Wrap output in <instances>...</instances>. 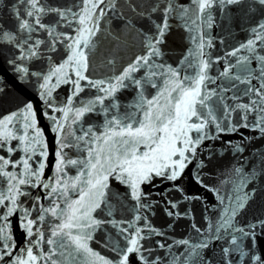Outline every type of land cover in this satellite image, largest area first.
I'll use <instances>...</instances> for the list:
<instances>
[{
    "label": "snow or ice",
    "instance_id": "snow-or-ice-1",
    "mask_svg": "<svg viewBox=\"0 0 264 264\" xmlns=\"http://www.w3.org/2000/svg\"><path fill=\"white\" fill-rule=\"evenodd\" d=\"M117 2L78 0L73 11V7L51 6L42 0H17L13 5L16 32L0 29V41L15 47L19 51L17 59L21 61L37 56V49L45 43L41 39L33 41L32 34L36 32L43 31L51 38L48 43L52 51L56 50L57 43L66 42L67 49L66 59L44 74L30 73L17 59L8 61L21 74V79L32 75L42 81L38 95L44 107L38 115L34 104L28 101L17 111L0 117V150L5 152L0 155V264H132L133 256L137 264H159V257L149 260L144 254H150L151 249L143 247L142 241L146 239L143 231L147 230L149 235L163 233L153 228L147 216L141 213L151 207L144 202L148 194L142 186L159 178L172 183L169 191L184 194L179 182L188 166L198 159V148L205 140L236 133L241 127L264 135V54H261L264 52V19L248 29L249 38L245 42L224 56L213 58L209 51L215 47L213 38L203 29L213 27L214 9L224 12L228 6L240 5L243 0H189L187 5L178 4L176 0H156L148 12L137 13L149 19L152 13L160 14L159 23L152 21L148 32L139 33L144 54L136 56L119 74L94 79L89 74V55L95 48L93 38L100 31V21L109 12L116 11ZM252 3L264 8V0H252ZM49 15L57 17L54 24L43 22ZM173 18L182 22L194 45L176 67L157 64L155 60L163 55L160 46L173 27L170 23ZM62 23L70 28L75 23V35L57 32V25ZM17 32L24 34L22 40ZM242 51L248 54L241 55ZM222 60L225 62L223 71L212 77L213 65ZM253 63L255 68L250 67ZM141 68L149 71L145 77L137 79L134 74ZM154 77H159V84ZM225 78L230 87H207ZM145 84L157 89L156 94L150 98L145 96ZM62 85H71V90L64 104L58 106L53 93ZM238 85H243V89ZM130 86L139 90L138 96L129 106L131 110L121 112L117 94ZM86 89L95 90L97 94L82 100L80 95ZM229 92L233 95L228 96ZM241 97H247L248 102L244 103ZM89 114L102 115V125L85 126L84 119ZM234 114H239V121L234 122ZM40 115L51 122L50 130L56 134L54 173L47 179L44 175L49 146L39 125ZM228 144L236 152L244 151L239 144L233 145L231 141ZM66 149H75L77 158H71ZM16 152L23 154L12 159L9 154ZM202 167L203 161H200L194 179L207 188L200 177ZM70 168L76 169L75 176L68 175ZM233 171L244 176L242 167ZM110 178L128 187L135 201L132 221H102L96 217L98 211L105 209L109 217L114 214L115 209L108 201ZM246 186L247 180L242 178L231 193L218 194L219 219L215 224H208V232L210 238L216 240L223 238L222 232L230 236V245L235 247L223 249L226 258L236 252L239 264H245V257L247 264H264V254H252V245L248 251L240 246L242 238L255 241L256 229H264V220L247 228L236 224L239 211L255 194V189L243 191ZM26 187L40 189L43 196L38 193L31 197V193L24 190ZM209 190L219 193L218 189ZM29 197L30 204L27 203ZM192 199L199 197L184 194L182 201L168 200L165 214L179 216L176 211L179 204ZM13 217L23 231L22 245H18L15 238ZM142 220L143 228L136 223ZM106 222L117 228L126 242L123 248L113 247L117 253L115 260L90 247L94 233ZM193 229L201 233L195 224ZM174 243L187 246L189 254L184 264H188L191 257L199 256L198 249L209 246L208 238L196 245L187 239ZM179 260L180 256L174 257L172 264H178ZM226 264H232V260L227 259Z\"/></svg>",
    "mask_w": 264,
    "mask_h": 264
},
{
    "label": "water",
    "instance_id": "water-1",
    "mask_svg": "<svg viewBox=\"0 0 264 264\" xmlns=\"http://www.w3.org/2000/svg\"><path fill=\"white\" fill-rule=\"evenodd\" d=\"M51 6L58 7H73L78 3V0H42ZM156 0H118L116 11L109 12L108 15L100 21V31L94 37L95 48L89 55L90 69L89 74L94 79H107L109 76L119 74L124 67L133 62L136 56L144 54L142 47V36L140 31L148 32L151 28V22L159 23L160 14L152 13L149 19L148 16L140 17L139 12H148L150 7ZM178 4L189 3V0H176ZM17 0H0V29L16 32L17 20L13 15V5ZM135 9V11H133ZM23 13V6H20ZM214 24L209 30L204 28L212 38L215 47L209 49L213 58L224 56V54L236 47L249 38V31L258 20L264 19V8L252 3V0H243L240 5L228 6L221 12L213 10ZM57 17L49 15L43 19L45 24H54ZM173 27L165 36V43L160 46L163 55L155 58L157 64L172 65L176 67L182 57L187 53L188 49L194 45L189 40V32L182 26V22L176 18L170 20ZM75 23L70 28L67 24L57 25V32H63L67 35H75ZM17 35L22 40L24 34ZM33 41L35 39L44 40L45 43L37 49L38 55L31 59L23 61L17 59L19 51L12 45L0 41V117L8 115L21 108L26 102L31 101L34 104L38 115L44 107L38 93L42 82L36 76L29 75L25 79H21V74L8 61L17 59V63H22L28 67L30 73H47L51 67L59 65L66 59V42L57 43L56 50L52 51L49 48L48 41L51 39L43 31L32 34ZM241 55H247L246 52H241ZM261 54H264L262 52ZM113 63L109 64L108 62ZM235 62V58L232 59ZM225 62L222 60L219 64H214L210 75L217 77L218 73L223 71ZM250 67L255 68L253 63ZM149 71L147 68L135 73V77L140 79L146 76ZM235 71V70H234ZM156 83H160L159 77H154ZM54 82V81H53ZM83 83V82H82ZM255 84L256 81L253 80ZM209 89L218 87H230V82L225 79H217L215 84H208ZM243 89V85H238ZM71 85H62L53 93L54 103L61 106L66 101L70 94ZM157 89H154L150 84H145L144 95L149 98L156 94ZM139 90L130 86L121 90L117 94V99L121 104V112L126 109L131 110L129 106L138 96ZM95 90L86 89L81 93L80 99L86 100L96 95ZM240 95V93H236ZM228 96L233 95L232 92L227 93ZM244 103L248 102L247 97H241ZM232 103V101H228ZM108 102L106 101V104ZM239 114H234V122L239 121ZM250 121L253 119L249 117ZM103 123V116L97 114H89L84 119V125L95 124L98 127ZM39 125L45 132V137L48 143L49 156L47 159V167L45 170L44 179L54 173L56 150V134L50 130L51 122L40 115ZM75 127V126H73ZM214 131V130H213ZM250 138V139H245ZM233 145L239 144L243 147L242 153L236 152L228 142ZM16 142H12L14 145ZM71 158H77L75 149L65 150ZM5 154L0 150V155ZM22 152L9 154L12 159L19 158ZM203 161V167L200 170V177L205 188L198 184L194 176L196 174L197 165ZM35 167V165H34ZM237 167L243 168L244 176H238L233 170ZM11 170V169H10ZM69 176L76 175V169L68 170ZM254 177V178H253ZM247 180V186L243 191L250 192L255 189V194L247 202L246 207L240 210L236 217L238 227H245L257 221L264 220V135L250 128L241 127L238 132L230 134H220L218 139L205 140L198 148V159L193 161L185 170L183 179L179 182L184 188V194L190 197H199L183 201L179 204L176 210L180 213L179 216L169 217L165 214L164 209L168 208V200L173 202L182 201L181 194L177 191H169L172 188V183L169 181H161L156 178L152 184L143 185V190L148 194L145 203L151 204L150 209L141 210L142 215L147 216L148 222L153 228L162 232L163 235L155 233L149 235L147 230L143 231L146 237L142 241L145 249H151L150 254L145 252L149 260L159 257V264H172L173 258L180 256L178 264H184L185 257L188 256L186 251L187 246L176 245L174 242L187 239L190 244H199L203 239L208 238V247L198 249L199 256H193L188 260V264H226L227 259L232 260V264H239V253L233 252L226 258L223 251L224 248L235 247L230 245V236H225L223 232L221 239H211V233L208 232V224H215L219 219V201L218 194L227 195L232 192L235 184H238L240 179ZM228 181L227 184L223 183ZM209 189H218L219 193L210 191ZM25 191L31 193V197H35L38 193L43 196L40 189L25 188ZM31 197L27 203H31ZM25 199V198H21ZM108 201L114 207L115 211L112 217L107 215V209L101 212L98 211L95 215L102 221L115 219L116 221H132L134 218L133 208L135 201L129 195V189L126 185L110 178V190ZM47 202L45 201V204ZM188 215H184V213ZM35 215V213H33ZM137 226L143 228L144 221L136 222ZM193 224L201 229V233H197L193 229ZM12 226L18 245H22L24 240L23 231L18 227L16 217L12 218ZM125 227L127 225H124ZM257 239L251 241L247 238H242L240 246L248 251L252 245V254H264V229L257 228ZM239 235V234H237ZM123 237L119 234L118 229L110 223H104L95 233L94 240L90 242V247L99 252L106 258L113 260L117 259V253L113 247L123 248L125 246ZM160 244L165 247H159ZM167 245H173L168 248ZM47 250V249H46ZM183 254V255H181ZM132 264H137L136 257L131 258ZM247 264V257H245Z\"/></svg>",
    "mask_w": 264,
    "mask_h": 264
}]
</instances>
